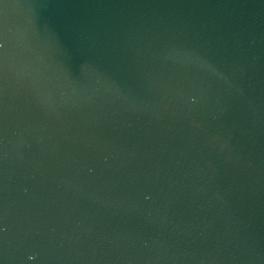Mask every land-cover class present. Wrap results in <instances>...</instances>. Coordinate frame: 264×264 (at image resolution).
<instances>
[{
    "label": "water",
    "instance_id": "obj_1",
    "mask_svg": "<svg viewBox=\"0 0 264 264\" xmlns=\"http://www.w3.org/2000/svg\"><path fill=\"white\" fill-rule=\"evenodd\" d=\"M0 264H264V0H0Z\"/></svg>",
    "mask_w": 264,
    "mask_h": 264
}]
</instances>
